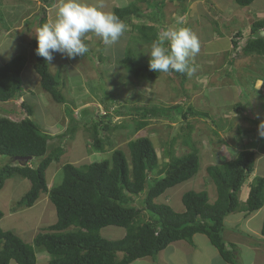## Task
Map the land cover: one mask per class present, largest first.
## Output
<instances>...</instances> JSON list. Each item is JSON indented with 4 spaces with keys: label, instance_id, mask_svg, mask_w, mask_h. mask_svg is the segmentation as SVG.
I'll list each match as a JSON object with an SVG mask.
<instances>
[{
    "label": "trees",
    "instance_id": "trees-1",
    "mask_svg": "<svg viewBox=\"0 0 264 264\" xmlns=\"http://www.w3.org/2000/svg\"><path fill=\"white\" fill-rule=\"evenodd\" d=\"M254 1L235 0L241 7H249ZM42 3L40 27L46 23L44 7H50L54 1L42 0ZM113 13L125 21L137 15L139 10L133 4L128 8H115ZM0 25H7L1 8ZM140 30L148 32L153 28L141 27ZM262 30L264 18L252 23L251 36L241 47L244 56L256 55L264 60V38L260 36ZM242 35L243 32H238L235 36L241 39ZM157 37L158 33L152 37L146 33L142 36L147 42L155 41ZM238 41L237 38L235 45ZM32 48L35 54L34 69L41 78L42 89L56 103H66L59 84L48 70L47 61L35 52L36 39L32 42ZM127 59L126 68L136 78L153 81L161 74L150 71L147 63L136 62L131 56H127ZM26 63L27 57L19 55L0 67V103H7L23 93L22 73ZM172 73L181 79L182 85L185 84L187 74ZM22 106L26 111L25 118L16 121L8 116L0 117V155L13 159V163L0 167V190L6 179L18 176L29 180L31 187L18 202V207L30 208L42 194H48L56 208L57 223L37 235L33 244L0 228V264H10L11 261L17 264H37L34 246L45 248L50 255L48 264H132L148 257L156 259L172 243L191 242L195 235L206 236L225 262L236 263V245L227 242L228 239L224 237L227 234L226 218L237 212L251 216L264 209L263 176L254 178L246 201L242 203L240 200L241 189L256 168L255 151L246 148L232 160L209 166L207 173L216 188V200L211 202L208 191L190 190L181 197L185 208L181 213L168 204L156 203V199L167 190L194 180L200 172L201 157L192 132L184 134L183 138V144L190 148L189 153L182 156L175 154V137L171 147L166 150L170 161L163 166L150 138L139 137L128 142L130 160L124 151L114 149L109 159L80 167L65 163L62 166V183L49 189L46 172L52 163H59L66 154V150L56 142L63 139L65 133L57 137L45 133L31 119V106L25 102ZM182 106L176 104L162 110L164 108L158 106L136 105L129 107L131 111L128 112H123L120 107L119 110L115 109V115L121 119L131 117L136 122V133L148 127L151 120L159 116L176 122L177 116L172 117L173 112H177L183 121L208 117L207 113L195 111L191 105L185 109ZM84 110L88 111V108ZM169 113V118L162 116L167 117ZM107 114L99 122L90 119L84 125L89 135V145L94 152H106V134L126 130L124 124H114L112 116ZM73 120L71 117L65 131L69 135L75 132ZM214 133L217 135V132ZM28 156L34 159L29 164L14 161V157ZM139 196L142 197L136 202L135 198ZM3 216L0 211V220ZM110 226L125 228V236L116 241L103 238L101 230ZM261 234L264 237V221Z\"/></svg>",
    "mask_w": 264,
    "mask_h": 264
},
{
    "label": "rangeland",
    "instance_id": "rangeland-1",
    "mask_svg": "<svg viewBox=\"0 0 264 264\" xmlns=\"http://www.w3.org/2000/svg\"><path fill=\"white\" fill-rule=\"evenodd\" d=\"M101 1L105 2L106 0ZM199 1L200 0H152L151 4L154 7L151 9L150 14L155 17L159 15L161 16L162 10L167 13L168 9L171 8L175 9L170 12L173 13L172 16L177 14L179 15L178 17H180L184 15V12L186 13L188 11L189 15H187L188 20L186 21L188 25L185 27L195 29L193 32L199 38L200 44L208 42L207 37L211 34L216 37H221V35L226 36L227 29L232 30L237 28L240 32L242 31L243 28H241V22H239L241 17H233L229 23H227L226 20H219V18H223L224 16L226 17L227 12H225V9L228 6H230L229 10L226 11L231 13H233L232 11L234 9H242L236 4L235 0H212L214 6H216V4L220 6L219 10L213 6V9L209 8V12L207 13L203 11ZM207 2L210 1L208 0ZM157 3H159V6ZM40 6V0H1L0 8L5 15L7 25H0V30H2L0 34V44L2 43L0 46V67L9 62L10 57L13 59L19 55L30 56L28 44L35 39L34 31L39 25L40 16L42 15L40 10L43 6ZM144 7L146 8L145 5ZM160 7H162V9ZM246 9L247 16L250 20L254 21L261 17L264 18V0H255ZM38 10L40 11L39 14H36L33 19H26L29 18L28 16L31 14L38 12ZM228 15H230V13ZM200 16L202 18H200ZM229 19L231 18L229 17ZM163 27L160 33L169 29V27L171 29L170 24L167 25L166 29ZM37 28L39 29V27ZM198 30L200 34H198ZM156 33H158V29L153 28V30L147 32V35L152 37ZM160 33H158V35ZM249 37L250 32L246 31L244 35H242L241 41L245 43ZM10 38L12 41H10ZM132 38H135L137 41L134 43V41L131 40V44L128 46L123 47L124 40L122 36L120 40L114 44V46L112 44L109 49L106 48V52L108 53L107 55L105 54V56L109 57V59H111V61L115 64L117 73L115 71L109 72L113 68L112 64L103 66L106 61L105 57L102 58V64H98V61H100L98 55L94 54L96 57H92L90 59V51L82 57L79 56L74 59L65 60L63 66L58 67L56 71L54 70V75L59 77V80L63 82L67 79V77H69L71 71H73L70 70L69 64H71V66L80 73L82 72V68L80 67L84 68L85 73H81V75L88 76L84 83L88 86L90 93L97 98V100H93L94 102L92 104L82 110L75 111L76 109H80L82 107L78 106V101L82 102V99H77L76 96L73 95V83L69 82L61 84L60 92L65 97L66 103H56L52 99L51 95L44 91L40 86V77H38L37 82L35 78L29 81L27 80V77H24V82L27 83L24 84V87L27 85V87H31L30 90H32L30 91L31 93L25 92V95L24 93L19 94V96H26L25 99L11 100L3 106L2 104L0 105V108L2 106L4 109V111L3 109H0V116H8L17 121L27 116L26 111L22 106L23 102L29 104L33 110V116H31V119L34 120L44 130V132L48 134L50 133L48 126L58 123L59 121L61 126L58 131L60 132L63 129L65 135L63 136V139L57 140L56 142L66 150V154L61 158L59 163L54 162L48 168L46 172L47 179L50 178L48 187L53 188L54 186L56 187L62 183L64 174L60 167L65 163H73L77 167L86 164L88 165L93 162L109 159L114 149H121L124 151L130 160L131 157L128 142L139 137L150 138L156 147L160 164L163 166L170 161V156L167 155L166 150L171 147V143L175 137L177 138V141L173 146L175 154L177 156H182L189 153L190 148L183 144V138L184 134L192 132L193 141L200 152V172L194 180L185 182L167 190L162 196L156 199V203L168 204L175 211L183 212L184 206L181 202V197L184 193L190 190H194L196 192L204 190L208 191L211 202H214L217 197L216 188L208 176L207 168L211 165H221L225 161L232 160L236 157L238 152L247 148L248 150L255 151L257 155V162L254 173L246 180L240 192V200L242 203L245 202L249 195V186L254 183V178L256 176L264 177V137H261L259 134L260 125L261 123H264V101L258 91V89L260 90V80H264L263 58L252 55L251 61L248 59L252 62L251 65L242 67L239 71L232 68L234 64H230L229 69L222 68L224 74L221 76H223L226 81L219 80L215 82L214 79H212L210 81L212 85L208 84V81H204V84H195L194 82L193 86V84H190L192 79L182 85L178 84L181 79L179 80L177 77L175 78L170 76L173 80H175L173 81L167 77V74L161 73L159 80L152 83L153 87L157 88V92L154 94L153 91H149V88L147 89V87L141 88V85L149 86L150 84H138V79L121 71L124 64H120V60L124 59V56H131L132 58L140 61L143 60V56L149 58L146 53L150 51V46H147L146 50H141L143 48L142 41L136 36ZM23 39H25L24 41L26 44H24V42V45L19 43L16 44L18 40L21 41ZM214 50L217 51L218 49L214 48ZM94 58L98 60L95 65ZM93 68L95 71L96 69L100 70L101 73L98 74L100 82H97L96 80H88L93 78V76H90ZM172 74L176 76L174 73ZM28 77L30 78V76ZM165 77L168 80H166ZM162 84L164 85L162 86ZM239 84L245 85L240 86L239 91L242 94L238 93L237 87ZM196 88H198L197 93ZM164 89L167 91H164ZM199 89H202V92L204 90V98L198 99V97L202 94ZM96 90L98 91L97 94L94 92ZM169 90H171L172 93L169 94ZM182 94H184V97H182ZM178 99H181L179 103L175 102V100ZM170 102H174V105L182 104L184 109L191 105L195 111L207 113L208 117L190 118L183 121L181 117L178 116L179 114H177V112H173L172 117L177 116L176 122H170L168 119L164 120L159 116L160 118H155V120L152 119L151 124L148 127L136 133L134 131L136 122L131 117L121 119V117L115 115L114 111L115 109L119 110L121 107L123 112H128L131 111L129 107L136 105H145L149 107L158 106L163 107L164 109L162 110H166V108L174 106L170 105ZM86 108H88V111L84 110ZM66 110L68 113L65 114ZM105 111L106 114L108 113L107 115L112 116L113 119L111 118V120L114 124H124L126 130L106 134V152H94L89 145V135L86 133L84 125L90 119H94L99 122L101 118L105 116L103 115ZM162 116L169 118L170 113L167 117L165 115ZM71 117L74 119L72 122H74L73 127L75 132L74 134L69 135L65 131L69 126ZM70 128H72V126H70ZM214 132H217V135H215ZM187 141L189 140L187 139ZM9 160L13 163V159L0 155V167L7 165ZM52 174L53 176L55 174L57 176L55 181L53 180V177H51ZM17 178L21 177L17 176L12 179L15 180ZM23 180H26L28 183L25 189L20 187L19 190L15 189L14 192L13 190H10V194L15 195V198L19 197L17 198L16 203L14 200L13 202H9L8 199L5 200L4 197H7L6 195H3L5 193H2L3 197L0 195V202L2 201L0 210L3 215L9 214V211H6L9 207V203L10 208H17L19 206L18 202L30 189V181L22 178L19 182H22ZM149 185H151V182ZM44 195L45 194H42L37 202H40L44 198ZM141 197L142 196L136 197L135 201L139 202ZM50 206L51 208L47 211L46 208L43 209L44 205L39 204L35 205L32 209L29 208L30 210L27 208L17 209H24L22 213L11 211L10 214L6 216V220L2 223V226L6 227L5 230H10L9 232L20 236L26 243L32 244L33 241L30 242L31 235H33L32 239H34L36 234L41 232V228L46 227L47 225L45 224L40 226V223L51 219L52 216V223L57 222L56 208L52 203ZM16 213L20 215L14 218V214ZM37 221L39 222V225ZM263 221L264 209L251 214V216H246L243 212H237L226 218L227 234H224V237L228 239L227 242L230 241V243H233L236 242V240H240L243 243H238V252H235V255L238 253V256L235 264H251L249 256L252 255L254 251L249 248V245H245L244 243L245 241L249 242L250 240L253 243H262L261 241L264 239L261 234ZM26 224L32 227L31 233L27 235H25L23 231L15 230L16 228H14V226L25 227ZM3 227H1L2 230H4ZM9 227L10 229H8ZM34 227H36V230ZM246 228L249 230L252 229V233L251 231L248 232ZM125 234L126 229L120 227L110 226L101 230L102 237L110 241L120 240L125 236ZM246 238H248V240H246ZM193 242L194 246H197L198 252L194 255L190 253L189 256H187L190 259L191 264H210L212 257L215 254H218V251L209 243V240L204 235H196ZM187 244H191V246H193L192 241H187ZM229 247L232 250V247ZM170 250L171 249H168L165 254H169ZM34 251L37 258V264L42 263L40 262V260L42 261V253H46L50 258V255L43 247L38 248L34 246ZM187 257L182 253L181 249H177L172 259H174V261L178 264H190L187 262ZM158 259L156 258L155 260ZM212 261L214 262V260ZM10 264L17 263L15 261H11ZM136 264H142V262L140 261ZM220 264L224 263L220 262Z\"/></svg>",
    "mask_w": 264,
    "mask_h": 264
},
{
    "label": "crops",
    "instance_id": "crops-1",
    "mask_svg": "<svg viewBox=\"0 0 264 264\" xmlns=\"http://www.w3.org/2000/svg\"><path fill=\"white\" fill-rule=\"evenodd\" d=\"M50 1L51 0H47V2H50ZM52 1H54V3L50 7H48V6H45L44 7L46 9V13H45L46 14V22H51L56 17V11H57V8L59 6V0H52ZM207 1L208 0H200L199 1L200 6L202 7V9H203V11L205 13L209 12L208 11L209 8L213 9V6H214L212 0H209L210 2H207ZM88 2L89 3H92V4H95V3H97V0H88ZM101 2H102V5H103V10L104 11H108V12H114V9L115 8H128V7L132 6L133 4L136 5L137 8H138V10H139V13L137 15H134L131 18H127L124 21L127 24L128 28H127V31L123 35V40H124L123 41L124 42L123 47L130 45L131 44V40H133L134 43H135L137 40L135 38H132L134 36L138 37L142 41L143 48L141 50H146L147 49L146 48L147 46H150L151 47V44L153 43V41L147 42V41H145L142 38L143 33H146V35H147V32H142L140 30L141 27L157 28L158 29V33H160L161 30H162V27L164 26L163 28L166 29L167 25H169V24L171 25V28H173V27L174 28H176V27H185V26L188 25V23L186 22L188 20L187 15H189L188 14V11L186 13L184 12V15H182L180 17H178L179 15H177V14L174 15V16H172L173 13H170V12L171 11H174L175 9H171L170 8V9H168V12L167 13L166 12H163V10H162V15L161 16L160 15L157 16V17L152 16L150 14L151 13V9L154 7L151 4L152 0H106L105 2L104 1H101ZM40 3H41V6L40 7L44 6L43 3H42V0H40ZM154 3H155V1H154ZM159 3H157L158 6H159ZM144 5L146 6V8L144 7ZM160 6H162V5H160ZM219 7L220 6L218 4H216V6H214V8H216L217 10H219ZM229 7L230 6H228L225 9V12H227V13H226V17L224 16L223 18H226V19L219 18V20L220 21L221 20H223V21L226 20V22L229 23V22H231V20H232L233 17H235V18L241 17V19H239V22H241L240 23V26H241V28H243L241 32L244 31V33H245L246 31H249L250 32V36H251V25L256 20L252 21V20H250L248 18L247 12H246V10H247L246 8H248V7H244L243 8V7L240 6L242 9H239V10H237V9H234L233 10L232 9L233 10L232 11L233 13H231L229 11H226V10H229ZM160 8L162 9V7H160ZM39 10H40V8H39ZM39 10H38V12L33 13L30 16H28L29 18H26V19L27 20L33 19L36 16V14H39V12L42 10V8H41L40 11ZM229 13H230V15H228ZM229 17L231 19H229ZM200 18H202V17L200 16ZM261 18H259V19H261ZM259 19H257V20H259ZM37 27L40 28L39 25ZM37 27H36V29L34 31V34L38 30ZM194 28H197V27H194ZM169 29H170V27H169ZM190 30L193 32L195 29H190ZM238 32H240V30H237V28H236V29H232V30L231 29L230 30L227 29L226 36L225 35H221V34H220L221 37H216V36H214L212 34L209 35L207 37L208 42H205L204 44H200L201 45L200 52L193 59H191L189 61L190 66H192V67L195 68V72L191 76L188 75V78H187L186 82H189L190 79H192V81H191L190 84H193V86H194V82H195V84H199V83L200 84H204V81H208V84H211L210 81L212 79H214L215 82H217L219 80L226 81V79L223 78V76H221V75L224 74L222 68L229 69L230 68V64H234L232 68H235L236 70L239 71V69H241L242 67H247V66L251 65V63H252V62H250L251 61V56H244L243 55V51L239 48V45L238 44L235 45V42H236L237 38L240 40V38L238 36L237 37L235 36ZM244 33H243V35H244ZM198 34H200L199 30H198ZM200 38H201V36H200ZM25 39H23L21 41L18 40L16 44H18V43L21 44V45L26 44L25 41H24ZM10 41H12L11 38H10ZM217 41H218V43L216 44ZM23 42H24V44H23ZM32 42H30L28 44L29 45L28 50L30 52L29 53L30 56L29 55L26 56L27 57V63H26L27 67L25 66V68L23 70V73H22V81H23V84H27L26 82H24L25 81L24 80V77L25 78L27 77V80H29V81L31 79L35 78L36 79V82H37L38 77H40L37 74V72L35 71V69H34L35 54H34V50L32 48ZM84 42L87 44V46L89 48V51H90V54H91L90 59L92 57H96V56H94V54L95 55H98V57H99V60L100 61H98L97 59L94 58V62H95L94 65L97 64V61H98V64H102V62H103L102 61V58L105 57L106 58V61H105L106 63L104 62V65L103 66H107L109 64H112L113 65V68L109 72H112V71L114 72L115 71L117 73V68H115V64L111 61V59H109V57L105 56V54L107 55V53H108V52H106V48L109 49V47H111L112 45H104L103 42L101 41V39L99 37L96 38V36L94 34H91V33L87 34L86 38L84 39ZM1 44H0V46H1ZM113 46H114V44H113ZM214 48H217L218 50L215 51ZM77 57H79V56H77ZM143 57L144 58L141 61L140 60H137V59H134V58H132V59L135 60L136 62H139V63H147L148 64L149 58H147L145 56H143ZM11 58L12 57H10V60H11ZM200 58H201V60H200ZM65 60H68V58L61 56L59 53H54L53 60L50 63L47 62L48 63V70L51 73V75L56 79L57 83L59 84V90H60V86H61L62 83L63 84H66V83H69V82L73 83L72 84V86H73V95H75L77 99H82V102L81 101H78V104H79L78 106H82V107L80 109H76L75 110V111H80L83 108H85V107L89 106L90 104H92L94 102L93 100H97V98H95L90 93V91L88 89V86L84 83V81L87 79L88 76L81 75V73H85L83 67H80V68H82V72L80 73V72H77L76 69L71 66V64H69L70 65L69 66L70 67V70H73V71H71L69 77H67V79H65L63 82H61L59 80V77H56L54 75L56 69L58 67L64 65ZM125 62H126V64L128 62L127 56H124V59L120 60V64L121 63H124L123 67L121 68V71L124 72V73H128L129 76L134 77V75L130 71L127 70ZM75 63H77V62H75ZM263 70H264V67H263ZM99 73H101L100 70L96 69V71H95V69L93 68L92 69V74L90 75V76H93V78L88 79V80H93V81L96 80L97 82H100V79H99V76H98ZM164 74H167V77L169 79H171V80H173V79L170 76L176 78V76H174L172 73H164ZM160 75L156 79H154V81H147L143 77H139V78L134 77V78L138 79V84H150L149 86H143V85H141V88L147 87V89L149 88V91H153V93L155 94V92H157V88L156 87H153V84L152 83H154L155 81L159 80ZM28 76H30V78ZM165 79H166V77H165ZM166 80H168V79H166ZM179 80H180V78H179ZM173 81H175V80H173ZM40 83H41V80H40L39 84ZM178 84H182V82L180 81ZM163 85L164 84H162V86ZM243 85L244 84H242V85L239 84L238 87H237L238 93H240V94H242L239 91L240 90V86H243ZM30 88H28L27 85H25L24 91H23L24 95H25V92L26 93H29L30 91H32V90H30ZM197 89L198 88H196V93H197ZM199 90H200V92H202V89H199ZM96 91H94V92L97 94L98 91L97 92ZM164 91H167V90L164 89ZM168 92H169V94L172 93L171 90H169ZM203 92H204V90H203ZM203 92L198 97V99L205 97L204 94H203ZM196 93H195V95H196ZM25 97L18 96V98L16 100L22 99V98L25 99ZM182 97H184V94H182ZM180 100L181 99L175 100V102H178L179 103ZM1 104L3 106L5 104H7V103H0V105ZM169 104L170 105H174V102H170ZM2 106H1L0 109H3ZM3 111H4V109H3ZM66 113H68L67 110H66L65 114ZM60 126L61 125H60L59 121H58V123H54V124L48 126V128L50 130L49 131L50 132L49 134L51 136H54V137H57V136L63 134L64 133L63 132V129L60 132L58 131V129L60 128ZM8 164H10V160H9ZM71 164H73V163H71ZM62 166H63V164L61 165L60 169H62ZM51 177H53V180L54 181L57 178L56 174L54 176L52 174ZM48 178H49V176H48ZM20 179H22V178H17L15 180H13L12 178H9V179H6L5 180L4 186L0 190L1 191L0 192V195H2V193H5L3 195H6L7 196V197H4L5 200L8 199L9 202H13V200H14V202L16 203L17 198H19V197L15 198V195L10 194V190L11 191L13 190V192H14L15 189L16 190H19L20 187L25 189L27 187V184H28L26 180H23L22 182H19ZM49 181H50V178L48 179V183H49ZM49 189H52V188H49ZM3 195L1 197H3ZM51 203L52 202H50L49 195L48 194H45L44 195V198L40 202H36L32 207H30V209H32L35 205H38L39 204V205H44L43 209L46 208V211H47L48 209L51 208V206H50ZM0 205H2V201L0 202ZM17 209H19V207H17V208H14V207L10 208V203H9V207H8V209L6 211H9V214H10L11 211H15V212H18V213H22L24 211V209L23 210H17ZM27 209L30 210L29 208H27ZM184 211H185V208H184ZM18 213L14 214L15 215L14 218L15 217H18L20 215ZM179 213H181V212H179ZM8 215H4L2 217V219L0 220V228L3 227L2 226V223L6 220V216H8ZM52 220H53V216L51 217V219H48L45 222L40 223V226H43L45 224H47V225H46V227L41 228V232L40 233H37L36 236L34 237V239L37 237V235H39L41 233H44V230L46 228H48L50 226H53L54 224L57 223V222L56 223H52L53 222ZM37 223L39 225V222L38 221H37ZM36 227H34L35 230H36ZM226 227H227V223H226ZM14 228H16L15 230H21V231H23L25 235L31 233V231H32V227H30L28 224H26L25 227H15L14 226ZM3 229H4L3 231H10V230H5L6 227H3ZM8 229H10V227ZM246 229L248 230V232L251 231V233H252V229H250V230L248 228H246ZM32 236L33 235H31V241L30 242H32V241L34 242V239H32ZM246 240H248V238H246ZM33 242H32V244H33ZM261 242L262 243H258V242L257 243H253L250 240L249 242L248 241H245V243H244L245 245L246 244L249 245V248L254 251V253H252V255L249 256V261H250L251 264H264V239ZM209 243H210V241H209ZM238 243H242V242L240 240H238V241L236 240V242H233V244L236 245V251L237 252H238V249L237 248L239 246ZM192 245L193 246H191V244H187V242L185 244V241H178V242L172 243L164 251H162L157 256V259L159 258L158 260H155L153 258L148 257V258H144V259L137 260L136 262H134L132 264L139 263L140 261L142 262V264H178V263H176L174 261V259H172L173 256H174V254H175V251L177 249H181L182 250V253L186 257L189 256L190 253H192V255H194L195 253L198 252V248H197V246H194L193 240H192ZM168 249H171L170 252H169V254H165ZM255 253H256V255H255ZM237 256H238V253L236 255L235 261L237 260ZM41 258H42V261L40 260V262H42L41 264H48L49 261H50V258L48 257V255L46 253H42L41 254ZM212 260H214V262ZM212 260H211V263L210 264H220V262H223L224 264H229V263H227V262L224 261L222 255L220 254L219 251H218V254H215L212 257ZM187 262L191 264V261H190L189 258H188V261Z\"/></svg>",
    "mask_w": 264,
    "mask_h": 264
},
{
    "label": "clouds",
    "instance_id": "clouds-1",
    "mask_svg": "<svg viewBox=\"0 0 264 264\" xmlns=\"http://www.w3.org/2000/svg\"><path fill=\"white\" fill-rule=\"evenodd\" d=\"M127 28V24L118 15L103 10L101 0L95 4L88 0H59L55 19L44 23L35 33V52L49 63L54 53L68 59L82 57L89 51L84 43L87 34H94L103 44L112 45L120 40ZM200 48L199 38L189 28L164 30L146 53L149 57V70L191 76L195 68L190 66L189 61L200 52ZM104 113L106 115V111ZM259 134L264 137V123L260 125Z\"/></svg>",
    "mask_w": 264,
    "mask_h": 264
},
{
    "label": "water",
    "instance_id": "water-1",
    "mask_svg": "<svg viewBox=\"0 0 264 264\" xmlns=\"http://www.w3.org/2000/svg\"><path fill=\"white\" fill-rule=\"evenodd\" d=\"M260 36L264 38V30L260 32ZM33 160V157L28 156V157H14V161H17L22 164H27Z\"/></svg>",
    "mask_w": 264,
    "mask_h": 264
},
{
    "label": "built area",
    "instance_id": "built-area-1",
    "mask_svg": "<svg viewBox=\"0 0 264 264\" xmlns=\"http://www.w3.org/2000/svg\"><path fill=\"white\" fill-rule=\"evenodd\" d=\"M241 40V39H240ZM238 41V45H239V48L241 49V47H243L245 45V43L243 41ZM261 97L263 98L264 100V82L263 84H260V90L258 89ZM262 91V92H261ZM105 114V113H104Z\"/></svg>",
    "mask_w": 264,
    "mask_h": 264
},
{
    "label": "bare ground",
    "instance_id": "bare-ground-1",
    "mask_svg": "<svg viewBox=\"0 0 264 264\" xmlns=\"http://www.w3.org/2000/svg\"><path fill=\"white\" fill-rule=\"evenodd\" d=\"M261 82H259V84H263L264 80H260Z\"/></svg>",
    "mask_w": 264,
    "mask_h": 264
}]
</instances>
